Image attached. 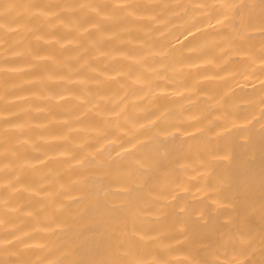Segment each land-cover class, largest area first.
I'll use <instances>...</instances> for the list:
<instances>
[{
	"label": "clouds",
	"instance_id": "9594fccd",
	"mask_svg": "<svg viewBox=\"0 0 264 264\" xmlns=\"http://www.w3.org/2000/svg\"><path fill=\"white\" fill-rule=\"evenodd\" d=\"M0 264H264V0H0Z\"/></svg>",
	"mask_w": 264,
	"mask_h": 264
}]
</instances>
